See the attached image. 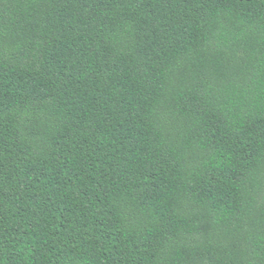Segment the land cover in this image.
I'll return each mask as SVG.
<instances>
[{
	"label": "trees",
	"instance_id": "trees-1",
	"mask_svg": "<svg viewBox=\"0 0 264 264\" xmlns=\"http://www.w3.org/2000/svg\"><path fill=\"white\" fill-rule=\"evenodd\" d=\"M0 264H264V0H0Z\"/></svg>",
	"mask_w": 264,
	"mask_h": 264
}]
</instances>
